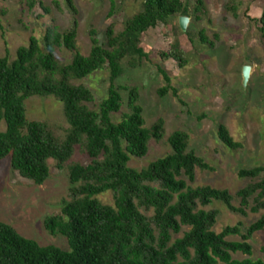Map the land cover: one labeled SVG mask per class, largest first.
<instances>
[{
  "label": "trees",
  "instance_id": "obj_1",
  "mask_svg": "<svg viewBox=\"0 0 264 264\" xmlns=\"http://www.w3.org/2000/svg\"><path fill=\"white\" fill-rule=\"evenodd\" d=\"M63 1L74 14L69 30L63 32L53 21L41 40L33 36L27 46L18 48L15 59L8 50L0 57V162L10 159L13 170L37 185L49 179L50 160L58 169L68 170V197L62 200L60 214L48 217L44 226L53 237H65L70 251L42 246L0 221V264H264V246L263 257L252 258V240L264 231V167L240 170L239 177L250 182L235 196L227 189L193 186L198 170L213 169L190 150V135L180 130L167 139L171 153L142 170L129 166L131 157H148L152 140L165 138V121L159 118L148 127L139 89L117 85L125 73L123 61L128 60L133 69L141 65L147 58L141 37L160 23L181 16H194L200 22L209 18L205 1L194 0L190 10L184 0H144L142 10L125 22L123 30L107 29L106 45L92 31L89 55L78 45L75 0ZM109 1L110 18L117 0ZM38 2L27 4L33 8ZM243 5L231 0L227 11L238 18ZM6 15L0 7V24ZM252 22L264 42V12ZM177 30L183 34L179 25ZM215 38L200 33L201 42L210 48L219 36ZM62 48L73 54L71 63L57 58ZM159 55L161 61L173 60L181 68L188 63L178 43ZM103 69L110 72V87L94 109L92 90L76 82ZM160 71L167 86L158 90L159 96L170 90L178 96L167 72ZM122 91L128 93L126 103ZM36 96L60 102L68 127L60 132L46 121L29 120L26 103ZM218 135L228 148L240 147L225 126L219 127ZM78 151L88 163L74 161ZM106 193L113 195V204L99 199ZM216 202L233 213L260 217L249 226L239 223L218 233L220 212L206 209ZM239 254L247 258H236Z\"/></svg>",
  "mask_w": 264,
  "mask_h": 264
},
{
  "label": "rangeland",
  "instance_id": "obj_2",
  "mask_svg": "<svg viewBox=\"0 0 264 264\" xmlns=\"http://www.w3.org/2000/svg\"><path fill=\"white\" fill-rule=\"evenodd\" d=\"M27 1L0 0V7L7 10L0 24V57L5 56L8 50L10 58L15 59L18 48L27 46L33 36L41 40L53 21L63 32L73 25L74 14L63 0H39L33 8ZM184 1L192 10L195 1ZM204 1L209 18L200 22L194 16L188 17L190 21L183 34L177 30L178 17L171 18L167 24L160 23L141 37V46L147 54L141 65L133 69L129 67L128 60L123 61L125 73L117 85L139 89L140 105L148 127L159 118L165 121V138L161 142L152 140L148 157H131L129 166L142 170L165 157L172 152L168 137L175 131H184L190 135V150L213 169L198 170L193 186L227 189L235 196L250 182L249 179H241L239 171L264 167V42L252 22L262 17L264 0H236L244 3L238 18L227 11L231 0ZM40 2L50 9L49 14ZM143 2L117 0L116 13L109 18V0H75L80 51L84 55L91 52L92 31H96L100 44L106 45L107 29L114 26L116 31L123 30L125 22L142 10ZM201 32L213 41L215 35L219 36L214 48L201 42ZM175 43L186 53L188 63L184 68L173 60L163 62L160 59L159 52L168 50ZM56 55L67 64L73 59V54L63 48L57 50ZM245 66L251 67L246 87L243 82ZM160 68L171 78V86L177 90L178 96L171 90L163 98L159 96L158 90L167 86ZM76 83H83L92 90L95 96L92 107L98 109L108 95L110 72L103 69ZM122 96L126 103L128 93L122 91ZM26 105L29 120L46 121L60 132L68 127L63 106L54 97L36 96ZM123 109L128 110L126 104ZM221 125L240 144L238 149L232 150L221 141L218 135ZM4 129L5 124L2 125ZM74 161L88 163L89 160L78 151ZM49 164V179L45 184L37 185L13 170L10 159L0 162V221L42 246L70 251L65 237H53L44 226L48 217L60 214L62 200L68 197L70 189L68 170L58 169L53 160ZM99 199L105 204L114 203L111 193L101 195ZM235 205H239L237 199ZM206 209L219 210L215 226L218 233L239 223L249 226L260 217L252 213L248 216L233 213L218 202ZM230 240L240 238L232 237ZM252 246V258H262L264 231L254 236ZM235 257L247 258L242 254Z\"/></svg>",
  "mask_w": 264,
  "mask_h": 264
},
{
  "label": "water",
  "instance_id": "obj_3",
  "mask_svg": "<svg viewBox=\"0 0 264 264\" xmlns=\"http://www.w3.org/2000/svg\"><path fill=\"white\" fill-rule=\"evenodd\" d=\"M190 19L188 17H179V26L183 32L187 31L188 23ZM251 76V67L250 66H245L243 68V82L245 87L247 86L249 79Z\"/></svg>",
  "mask_w": 264,
  "mask_h": 264
}]
</instances>
